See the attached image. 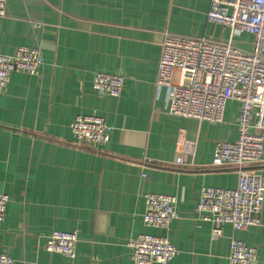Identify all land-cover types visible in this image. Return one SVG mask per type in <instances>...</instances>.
<instances>
[{
	"label": "crops",
	"instance_id": "crops-1",
	"mask_svg": "<svg viewBox=\"0 0 264 264\" xmlns=\"http://www.w3.org/2000/svg\"><path fill=\"white\" fill-rule=\"evenodd\" d=\"M6 1L0 53L39 48L45 65L39 76L14 73L0 91V193L10 197L0 253L15 264H135L127 244L149 233L178 248L169 264H229L232 239L264 264V208L260 226H227L215 242L196 221L203 187L237 186V173L213 157L219 142L237 140L240 104L228 102L223 124L174 117L168 90L155 85L164 33L230 38L208 22L211 0ZM234 40L251 50V35ZM99 72L125 77L120 97L95 93ZM89 115L113 128L106 146L74 140L71 123ZM251 170L264 176V162ZM148 193L177 198L169 229L144 225ZM56 230L78 233L75 260L45 250Z\"/></svg>",
	"mask_w": 264,
	"mask_h": 264
},
{
	"label": "built area",
	"instance_id": "built-area-1",
	"mask_svg": "<svg viewBox=\"0 0 264 264\" xmlns=\"http://www.w3.org/2000/svg\"><path fill=\"white\" fill-rule=\"evenodd\" d=\"M6 0H0V19L7 17ZM207 20L228 28L227 41L164 33L157 68L156 87L169 93V115L199 122L223 124L229 101L240 104L236 141L217 144L213 166L227 167L238 175L235 188L203 187L196 207L197 227L210 225L213 242L229 226L235 232L261 225L264 176L251 168L264 162V0H211ZM243 34L253 37L251 50L235 45ZM45 60L39 48L19 47L0 53V91L7 89L14 73L39 76ZM125 87L121 74L96 73L93 90L99 96L118 98ZM74 140L82 145L106 146L113 128L99 116H78L70 125ZM182 158L177 160L178 164ZM146 177V175H143ZM143 223L148 228L169 229L179 217L177 198L144 195ZM10 197L0 193V226L6 220ZM77 232L53 231L45 250L69 260L77 258ZM135 264H169L179 255L168 237L142 233L127 244ZM258 250L232 239L229 264H256ZM0 264H15L0 253Z\"/></svg>",
	"mask_w": 264,
	"mask_h": 264
}]
</instances>
